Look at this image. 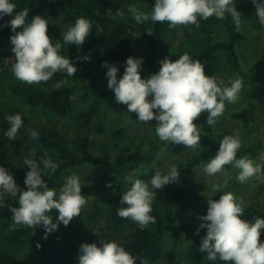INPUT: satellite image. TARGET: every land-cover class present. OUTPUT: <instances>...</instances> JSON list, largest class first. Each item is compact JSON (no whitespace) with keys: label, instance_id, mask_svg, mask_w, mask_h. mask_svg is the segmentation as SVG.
Masks as SVG:
<instances>
[{"label":"clouds","instance_id":"1","mask_svg":"<svg viewBox=\"0 0 264 264\" xmlns=\"http://www.w3.org/2000/svg\"><path fill=\"white\" fill-rule=\"evenodd\" d=\"M256 7V17L264 26V0H252ZM135 22L143 24L151 21L168 22L169 27L177 25H195L199 21L215 16L223 20L231 16L237 29L241 24L242 13L237 10L236 0H155L151 12L142 11L129 6ZM6 15L13 18L0 27L10 25L14 35L10 37L15 63L12 71L15 78L27 84H39L49 81L54 74L60 72L71 77L77 73V67L72 60L61 54L65 44L84 45L91 34L93 24L86 17H79L74 25H70L62 33V41L53 39L48 34V21L37 15L30 22L27 20L29 10L16 11L14 0H0V20ZM122 17L123 12L117 11ZM115 18V17H114ZM17 31V29H21ZM151 34V32H148ZM84 56L83 60H90ZM143 57H128L123 75L118 78L120 69L105 61L107 87L114 92L115 101L127 105V112L135 113L136 120L148 123L155 120V134L160 141L170 144H183L187 148H195L201 141V127L194 121L207 113V125L216 124L226 109V104H234L239 99L243 88L240 78L225 82L216 76L205 72V64L194 60L187 52L175 61L164 58L157 73L142 78ZM67 83V81H64ZM10 127L5 132L9 140H15L18 130L24 121L19 113L7 115ZM30 138L37 139L39 133L29 130ZM242 147L239 131L225 135L220 140L216 155L204 164L206 177L224 172L226 165L238 170L236 179L247 183L253 177L264 179V153L259 160L237 154ZM27 171L21 189L14 174L6 167L0 166V208L4 207L6 196L17 197L18 207L11 208L14 225L25 227L43 226L45 239L48 234L58 230L59 224L67 226L75 217H79L82 207L87 203L82 194L81 178L73 173L64 179L63 185L57 191L50 188L44 177L55 173L59 164L53 161L47 153L35 159H25ZM43 164V167H41ZM227 176V173L224 172ZM180 171L172 165L166 173L159 169L155 171L150 182L129 177L131 183L121 198L120 204L127 205L117 209L121 218H130L141 227H147L156 222L151 215L156 192L170 183H178ZM111 186V185H109ZM228 187V181L211 185L213 193L221 192ZM209 207L206 215L199 216L201 229H207L202 237L200 251L207 252L208 261H221L227 264H264V242L261 241V230L264 229V217L256 216L249 221L244 219L245 206L241 197L233 192H223L219 199H208ZM52 210L58 212L56 222L48 214ZM37 247H40L37 244ZM138 257L127 251L117 241L102 240L96 243L81 245L78 264H136Z\"/></svg>","mask_w":264,"mask_h":264},{"label":"trees","instance_id":"2","mask_svg":"<svg viewBox=\"0 0 264 264\" xmlns=\"http://www.w3.org/2000/svg\"><path fill=\"white\" fill-rule=\"evenodd\" d=\"M47 0H14L16 11L24 9L29 10L27 19L33 16L34 7ZM128 0H50L46 19H61L74 25L79 17H86L92 21L93 28L91 34L84 45L65 44L61 54L72 60L77 67V73L68 77L64 73H56L47 81L42 82L48 88H41L37 84H27L24 82L15 83L12 89L20 95L23 100L33 107H41L45 110L54 112L57 116L67 117L73 110V94L78 83H82L84 96L93 94L94 99L89 107L83 109L78 114L80 125L88 126L93 119L99 115L100 105L108 92L97 86L93 74L96 67L102 66L107 62H126L127 58L143 57V67L149 69L150 73H157L160 70L162 58L167 56L168 47L163 43L165 37H171L177 41V48L173 51L175 59L185 52L189 53L194 60H200L205 64V72L213 76L217 71L216 53L224 50L227 55V61L231 68L241 72L236 43L245 38L241 27L245 24L253 26L257 30L264 31L256 17V7L252 0H236L237 10L242 13L239 29L235 26L231 16L226 15L225 19L220 20L215 16L208 20H200L199 27L195 25H177L175 28L169 27L168 22H157L149 24L144 22L139 24L130 17L124 20L117 16V11L123 12ZM155 4V0H149V8ZM115 17V18H114ZM8 21L5 16L0 20V25ZM221 24L225 27L229 39H220L215 36L213 28ZM139 32L147 41L148 53L135 52L131 47V37L133 32ZM148 32H151L149 34ZM11 33L10 25L0 27V47L7 41ZM62 28L57 22L48 21V34L53 39L62 41ZM182 34V38L179 34ZM83 51L92 52L94 55V64L86 65L83 60ZM251 72L253 79H257L260 74L259 62H255ZM82 76H92L90 83H84L80 79ZM67 81L65 83L64 81ZM60 84V86H55ZM19 113L24 121L23 127L18 130L15 140H9L5 132L10 127L6 120L7 115ZM201 127V145L202 148L188 164L191 169L197 165L204 152L214 149L218 151L220 142L211 137L213 126L207 125V113H202L199 117ZM35 130L39 133L37 139H31L29 130ZM99 132L104 131L100 122L97 126ZM124 128H119L114 132L120 135ZM0 139L4 143H12L15 155H20L23 151H32L34 158L39 162L40 157L45 154L44 151L54 152L55 155L47 154L53 161L59 164V167L53 175L44 177L50 188L59 189L64 179L61 175L72 168L82 164L101 163L110 167L111 172L103 179V183L111 185L112 195L102 204L96 198L88 211L81 209L79 217L71 221V227L75 233L82 229L86 230V238L79 245H71L70 253L73 254L74 264H78L79 250L84 243H96L98 246L101 241H117L125 247L127 251L138 257L136 264H143L147 261L155 264L165 262L174 264L176 262L179 237L182 232L192 235L193 241L184 249L180 256L181 261L177 264H227V262L208 261L207 252H201L200 246L202 237L207 233V229H201L197 234L202 221L197 223L176 224L175 216L177 214V205L182 203L202 202L207 199V195L201 190L187 185L168 184L163 189L153 191L156 197L153 201V211L151 215L156 218L155 223L147 227H141L130 218H121L117 215V209L127 207L121 205L122 195L131 187L128 178H139L145 182H150L155 171L159 168L155 166L160 146L153 140L148 149L141 152H130L128 159L123 162L114 161L108 152H97L94 150L93 141L84 133H76L72 137H67L61 127L58 125H37L19 108L15 106L0 108ZM264 153V144L261 137H256L254 142L241 148L237 154L240 156H249L258 161L260 155ZM143 166H152L147 171H142L137 177L134 172L141 171ZM155 166V167H154ZM43 167V164H41ZM160 170V169H159ZM161 171V170H160ZM162 172V171H161ZM163 173V172H162ZM223 191L218 192L214 199H219ZM5 206L0 208V221L13 222L11 208L18 207V198L6 196ZM54 222L58 216L56 210L48 213ZM256 216H264V207L259 211L251 210L245 214L244 219L253 220ZM62 223L59 224V226ZM35 227H18L6 234V240L11 243L20 242L24 237L30 235ZM59 228V227H58ZM37 240L35 245L21 257L12 255L7 251H0V264H66V257L63 250L55 243L58 230L48 234L45 239V229L43 226L36 227ZM171 232L173 244L166 247L165 236ZM261 241L264 242V229L261 230ZM37 244L40 247H37Z\"/></svg>","mask_w":264,"mask_h":264},{"label":"rangeland","instance_id":"3","mask_svg":"<svg viewBox=\"0 0 264 264\" xmlns=\"http://www.w3.org/2000/svg\"><path fill=\"white\" fill-rule=\"evenodd\" d=\"M50 0L43 1L34 7L33 16L27 19L29 22L37 15L46 18V10ZM129 6L136 7L145 12H151L149 8V0H128L123 11L122 18L129 19L131 13L128 11ZM8 21L13 17L6 15ZM57 22L62 31H66L71 25L69 22L61 19H49ZM152 24L153 22L147 21ZM21 29H17L20 31ZM214 34L220 39H229L227 31L224 26L217 24L213 28ZM245 38L237 41L236 47L239 54L241 72H237L231 68L227 61V55L224 50L216 53L217 57V71L213 76L218 79H223L228 82L229 79L240 78L243 82V88L239 94V99L234 104H226L224 114L218 118L216 124L213 126L211 137L219 141L228 134L234 131H239L242 139V147L245 148L251 145L256 137H261L264 144V31L257 30L249 24L241 27ZM182 34L179 37L182 38ZM14 35L11 33L7 41L0 47V108L15 106L19 107L30 120L37 125H58L61 127L67 137H72L76 133L84 132L93 141L94 150L97 152H108L112 159L117 162H123L128 159V152H141L149 148L151 141L155 140L160 146L157 161L155 166L163 173H166L172 165H176L180 171V179L175 185H187L195 189L201 190L207 195V199L202 202L182 203L177 205V214L175 216L176 224L197 223L201 220L199 216L206 215L209 207L208 199H214L218 194L211 191V185L214 183H223L228 181V187L223 189V192H233L236 196L241 197L244 201L245 214L251 210L259 211L264 207V179H256L253 177L247 183H240L236 176L238 170L231 165H226L224 172L218 173L215 176L206 177L203 172V167L206 162L213 158L217 151L214 149L204 152L200 162L195 165L191 171L188 164L191 163L194 156L199 153L202 145L195 148H187L183 144H170L169 142L160 141L155 134L156 121L142 123L136 120L135 113L127 112V105L119 104L115 101L114 92L107 87V78L105 73L107 68L99 66L95 68L94 75L96 77L95 84L107 91L109 94L104 98L100 105L99 115L93 119L90 125L82 126L78 120V114L83 109L89 107L94 99L93 94L84 96V88L82 83L76 85L73 94V110L67 117H60L50 110L42 109L41 107H33L27 104L23 98L15 93L12 86L15 83L21 82L13 75L12 67L15 63V54L12 51V44L10 37ZM163 43L168 47V54L164 58H169L175 61L173 51L177 48V41L171 37H165ZM131 47L135 52L144 54L149 52L146 39L137 31L132 33ZM84 56H90L91 59L86 61V65L94 64V55L92 52L83 51ZM259 62L260 74L257 79H253L251 69L255 62ZM116 65L120 71L118 78H120L125 70L126 62H109ZM151 73L148 68L143 67L142 78L150 76ZM92 76H82L80 79L84 83H90ZM41 88H48L42 82L37 84ZM60 86V84L55 85ZM104 127L103 132L97 130L99 123ZM194 123L200 126L197 118ZM119 128H124L120 135H115L114 132ZM201 144V142H200ZM32 151H23L20 155H15L12 148V143H4L0 139V166L6 167L16 179L17 184L21 189L26 190L24 184L25 176L28 169L24 164L25 159H32L35 155ZM45 153L47 151H44ZM47 154L55 155L54 152L48 151ZM154 166V167H155ZM152 166H143L142 170L134 172L137 177L142 171L151 169ZM111 172L110 167L99 163L82 164L75 168L66 171L61 175L65 179L68 175L76 173L81 178L82 194L85 195L87 201L86 205L82 207L83 210L88 211L94 200L98 198L102 204H106L109 196L112 195V188L107 183H103L102 179ZM53 175V174H51ZM57 191L59 189H56ZM18 198V196H17ZM244 214V216H245ZM264 217V216H261ZM251 221V220H249ZM23 225H14L13 222L0 221V251H7L14 256L21 257L25 255L35 245L37 240V230L33 229L32 233L24 237L20 242L11 243L6 240V234ZM87 228V227H85ZM82 229L79 233H75L71 227V222L64 226L63 223L58 228V235L56 236V245L63 250L66 257V264H74L73 254L70 253L69 247L71 245H79L86 238V230ZM193 241L191 234L182 232L179 237V243L176 247L177 258L174 264L181 261L180 256L184 249ZM164 242L166 247H171L173 242L172 233L169 232ZM143 264H152L147 261ZM155 264H168L165 262H158Z\"/></svg>","mask_w":264,"mask_h":264}]
</instances>
